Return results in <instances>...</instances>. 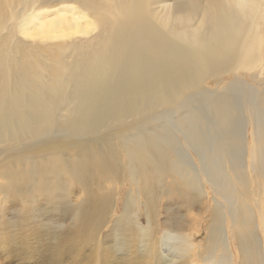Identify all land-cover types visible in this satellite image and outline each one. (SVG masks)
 Masks as SVG:
<instances>
[{
    "label": "bare ground",
    "instance_id": "6f19581e",
    "mask_svg": "<svg viewBox=\"0 0 264 264\" xmlns=\"http://www.w3.org/2000/svg\"><path fill=\"white\" fill-rule=\"evenodd\" d=\"M0 264H264V0H0Z\"/></svg>",
    "mask_w": 264,
    "mask_h": 264
}]
</instances>
